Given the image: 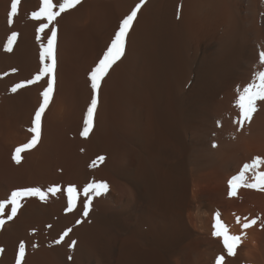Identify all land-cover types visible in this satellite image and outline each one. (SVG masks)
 <instances>
[{
	"label": "bare ground",
	"instance_id": "bare-ground-1",
	"mask_svg": "<svg viewBox=\"0 0 264 264\" xmlns=\"http://www.w3.org/2000/svg\"><path fill=\"white\" fill-rule=\"evenodd\" d=\"M40 2L21 0L9 25L11 0H0V201L17 189L46 193L24 198L11 220L6 204L0 264H16L21 242L22 264H214L218 255L224 264H264V192L240 187L230 196L228 184L244 164L264 159V101L243 128L235 105L237 86L262 67L264 0H146L124 55L101 82L86 136L89 73L139 0H81L37 40L47 22L31 19ZM53 26V94L39 141L17 164L12 156L31 140L48 77L10 89L38 73L40 45ZM13 31L18 37L6 52ZM256 171L264 164L246 173L247 182ZM93 181L108 190L93 195L84 216L83 188ZM69 186L79 194L71 210ZM217 212L230 234L242 236L234 256L212 235Z\"/></svg>",
	"mask_w": 264,
	"mask_h": 264
},
{
	"label": "snow or ice",
	"instance_id": "snow-or-ice-1",
	"mask_svg": "<svg viewBox=\"0 0 264 264\" xmlns=\"http://www.w3.org/2000/svg\"><path fill=\"white\" fill-rule=\"evenodd\" d=\"M20 2L21 0H11L10 11L7 14V20L9 25L13 23V18L18 14V5L20 4ZM145 2L146 0H139V2L131 9L130 13L120 21L118 29L115 31L110 44L107 46L98 63L89 73L92 97L84 117V127L81 135L86 136L93 126L94 113L98 103V90L101 86V82L103 81L104 77L108 74L109 69L124 55L128 33L133 25V22L137 18L138 12L140 11ZM80 3L81 0H41L39 10L33 11L31 13L32 20L47 21L46 23H40L38 28L36 29L37 40L41 39V34L46 33V30L49 29V26L52 25L53 22L62 13L75 8ZM17 37V32H11V34L7 37V40L3 45L4 51L11 52L13 50ZM56 38L57 29L53 26L50 29V35H47L46 45H40L39 59L42 67L40 68L38 73L32 79L15 83L14 86H12L10 89L11 92L15 93L18 89H22L28 85H33L40 81L42 78L48 77L46 82L47 86L40 93V95L42 96V103H40L39 107L35 110L34 117L31 122V127L28 129V131L32 134L31 140L28 143L17 147L12 156V159L17 164H19L21 161V153L35 146V144L40 139L42 114L44 113L54 90V70L56 67ZM259 64L262 67L260 70L253 73L251 81L247 85H245L242 90L239 86H237V99L235 105L239 109V117L237 123L239 124L240 128H243L246 122H251L253 114L258 110L257 101H264V50L259 52ZM12 71L15 72L16 69H13ZM213 147H216V145L213 144ZM99 159L103 160L104 157H99ZM261 164H264V159L260 157L254 158L251 163L244 164L240 172L228 181L230 188L229 195H235L240 187H247L264 192V172L256 171L253 176L254 182L249 183L246 179V173H248L250 170L259 168ZM57 190L58 189L55 186L49 189V191L53 193ZM107 190L108 185L105 182L93 181L84 186L83 193L84 196L87 198L83 203L84 216H87L89 213L93 195L100 196ZM78 195L79 194L75 186H69L67 188V206L69 210H71L74 205H76ZM33 196H38L41 200H44L46 193L40 188H24L13 190L8 200L0 201V214L4 212L6 204H10L11 212L7 216V219L11 220L17 214L18 209L21 207V201L26 197ZM219 217L220 214L217 212L215 215L214 223L212 225V235L214 237L222 238L223 248L226 250L227 255L234 256L236 254V249L242 242V236L230 234L228 226L225 225ZM245 220H247L246 217ZM239 221L240 217H237V222L239 223ZM79 222L80 221H77V223ZM4 223L5 219L0 218V225H3ZM256 223L257 220L252 219L251 221L243 223L242 229H249ZM70 231V228L65 230L61 234L60 238L56 240V243H61V241H63L64 238L68 236ZM75 244L76 241H71V243L69 244V248H74ZM0 251L3 250L0 249ZM25 254V244L21 242L19 244L18 253L16 255V264H22V261L25 258ZM69 259H71V257H69ZM224 260V255H218L215 258L214 264H224Z\"/></svg>",
	"mask_w": 264,
	"mask_h": 264
}]
</instances>
